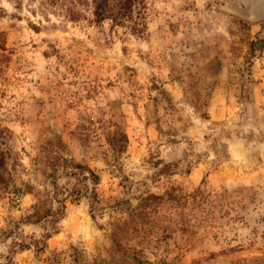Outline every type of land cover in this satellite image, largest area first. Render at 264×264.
<instances>
[{
  "label": "rangeland",
  "instance_id": "rangeland-1",
  "mask_svg": "<svg viewBox=\"0 0 264 264\" xmlns=\"http://www.w3.org/2000/svg\"><path fill=\"white\" fill-rule=\"evenodd\" d=\"M49 8L0 0V264H264V0ZM78 163L96 200L21 221Z\"/></svg>",
  "mask_w": 264,
  "mask_h": 264
},
{
  "label": "trees",
  "instance_id": "trees-1",
  "mask_svg": "<svg viewBox=\"0 0 264 264\" xmlns=\"http://www.w3.org/2000/svg\"><path fill=\"white\" fill-rule=\"evenodd\" d=\"M141 2L142 0H49L53 7L49 9L62 10L66 18L73 22L84 17L78 7H88L91 13L90 21L93 23L109 21L111 26H126L132 31H139L137 22L133 21V12L135 5ZM1 12L0 9V17L2 16ZM32 27L35 30L39 29V26L34 24ZM108 141L110 146L118 152L125 147L127 136L122 131L115 132ZM62 174L65 178L63 185H59V176H52L42 191L32 192L33 203L23 214L21 221L28 224L43 223L53 226L63 217L67 201L74 203L81 198H87L91 202L96 200V185L99 176L93 170L78 163ZM26 190L31 192V187L27 186ZM48 236L47 233L44 238ZM25 246L22 244V247Z\"/></svg>",
  "mask_w": 264,
  "mask_h": 264
}]
</instances>
